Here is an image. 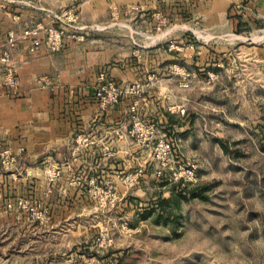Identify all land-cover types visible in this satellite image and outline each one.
Masks as SVG:
<instances>
[{
    "label": "rangeland",
    "instance_id": "obj_1",
    "mask_svg": "<svg viewBox=\"0 0 264 264\" xmlns=\"http://www.w3.org/2000/svg\"><path fill=\"white\" fill-rule=\"evenodd\" d=\"M124 1L88 24L81 1L0 0V21L16 8L51 11L35 50L82 43L76 79L42 80L44 100L131 116L116 152L106 147L120 150L115 176L48 155L22 169L17 135L0 139V264H264V9ZM11 33L10 44L34 34ZM88 41L105 58L84 59Z\"/></svg>",
    "mask_w": 264,
    "mask_h": 264
},
{
    "label": "crops",
    "instance_id": "obj_2",
    "mask_svg": "<svg viewBox=\"0 0 264 264\" xmlns=\"http://www.w3.org/2000/svg\"><path fill=\"white\" fill-rule=\"evenodd\" d=\"M58 1V0H57ZM70 5L75 1H81V20L100 22L111 9L112 3L119 5L124 0H60ZM129 2H139L141 4L155 5L163 11L164 0H128ZM185 1V0H182ZM192 1V2H190ZM208 1L212 3L211 8L205 12L217 15L218 0H188V5H192L194 11L197 2ZM244 0H221L222 14L231 16L235 7H243V10L250 11L251 8L241 6ZM257 10L264 9V0H255ZM125 2V1H124ZM185 7V2L183 3ZM187 4V3H186ZM143 7V6H142ZM189 7V6H188ZM48 10V9H45ZM182 15L188 14L189 8H182ZM3 20L0 21V57L5 51L10 52V60L1 62L0 60V139L11 135H17L18 140L8 142L14 145L25 147V154L30 161L28 168L45 155L58 162L66 160L75 162L80 160L83 164V171L88 176H115L117 171H121L119 158L120 153L113 156L105 153L106 147H111L116 152L117 146L122 140V133L130 128L131 116L122 114L120 107L100 108L98 105H62L54 104L50 95L44 100L51 82L61 84L60 87L68 86L72 79L76 77L72 74L71 58L75 57L76 45L80 42H71L64 39L60 50L52 51L44 44L39 50H35L34 43L43 38L47 31L54 28L53 15L51 11L44 12L42 7L20 10L18 8L6 11ZM149 15L155 12L148 10ZM83 23V22H82ZM91 28V26H88ZM27 30L32 31V36L19 39L14 44L8 41L10 32L22 35ZM36 39V40H34ZM42 43V41H38ZM86 42L87 51L82 53L84 59L101 56H91L94 53L92 48L96 47L97 41ZM104 47V46H103ZM90 61V60H89ZM15 74L20 80L16 87L8 84L10 76ZM42 80H48L47 87L42 85ZM4 84V86H3ZM58 85V87H59ZM49 91V90H48ZM51 98V99H50ZM129 117V119L127 118ZM127 122V123H126ZM109 140H113L112 143ZM6 144V143H5ZM107 155V156H106ZM36 157V160H34Z\"/></svg>",
    "mask_w": 264,
    "mask_h": 264
},
{
    "label": "built area",
    "instance_id": "obj_3",
    "mask_svg": "<svg viewBox=\"0 0 264 264\" xmlns=\"http://www.w3.org/2000/svg\"><path fill=\"white\" fill-rule=\"evenodd\" d=\"M25 34H31V32L29 30H27L25 32ZM13 38H14L13 33H11V39L10 40L13 41ZM0 60L2 62H8L10 60V54L8 52L5 53L4 56L2 58H0ZM10 77L11 78L7 81L9 85L16 87V86H18L20 84V80H19V78H17V76L15 74L11 75ZM0 150H1V146H0ZM21 150H22V148L20 149V151ZM6 153H9V150L0 151L1 155H4Z\"/></svg>",
    "mask_w": 264,
    "mask_h": 264
},
{
    "label": "trees",
    "instance_id": "obj_4",
    "mask_svg": "<svg viewBox=\"0 0 264 264\" xmlns=\"http://www.w3.org/2000/svg\"><path fill=\"white\" fill-rule=\"evenodd\" d=\"M17 163H18L17 165L20 166L22 169H25L26 167H28L31 164L25 153L18 157V162ZM2 168L3 167H2V164H1V160H0V170ZM131 225L135 226L136 224H131Z\"/></svg>",
    "mask_w": 264,
    "mask_h": 264
}]
</instances>
